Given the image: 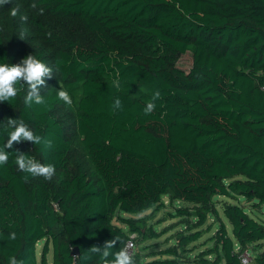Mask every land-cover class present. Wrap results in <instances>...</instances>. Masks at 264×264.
<instances>
[{
	"label": "trees",
	"instance_id": "trees-1",
	"mask_svg": "<svg viewBox=\"0 0 264 264\" xmlns=\"http://www.w3.org/2000/svg\"><path fill=\"white\" fill-rule=\"evenodd\" d=\"M41 9L77 20L87 38L45 35ZM29 54L53 70L40 89L47 105L26 106V85L0 102V147L14 130L8 119L23 120L51 147L22 141L6 149L0 264L11 256L48 264L49 253L51 264H73V248L88 257L78 264H99L91 246L157 235L122 213L140 214L164 195L185 202L178 214L196 223L146 264H247L249 244L264 240V222L251 213L264 207V0H0V63ZM155 90L161 98L145 115ZM117 97L122 109L114 111ZM17 151L54 165L52 179L19 171ZM236 195L251 209L222 198ZM210 214L220 217L213 246L185 258ZM254 261L264 264V251Z\"/></svg>",
	"mask_w": 264,
	"mask_h": 264
},
{
	"label": "clouds",
	"instance_id": "clouds-1",
	"mask_svg": "<svg viewBox=\"0 0 264 264\" xmlns=\"http://www.w3.org/2000/svg\"><path fill=\"white\" fill-rule=\"evenodd\" d=\"M7 2V0H5ZM32 8L36 5L32 4ZM41 14L43 9L40 10ZM19 12V8L12 9L11 15L15 17ZM22 20L26 21L27 16H22ZM23 35V33L21 34ZM52 68L46 63L37 59L36 56L29 54L23 58L19 63L9 64L0 63V102H9L15 98L18 93L27 86L26 96L24 98V104L31 106L33 103L36 105H47L45 98L41 95L40 89L45 87L46 80L53 77ZM19 85V87H17ZM117 88H119V82H116ZM59 99L64 101L65 104L71 106L72 98L69 93L63 89L57 91ZM161 98L159 90H155L152 96V101L147 103L143 112L145 115H150L156 108L154 101ZM113 110H121L122 102L117 97L114 99ZM8 125L14 129L8 134L6 144L0 147V165L7 164L9 162L10 154L12 152L6 151V149H12L14 144L20 142H31L33 145L44 143L46 146L51 147V141H44L43 138L34 133L27 123L23 120L8 119ZM15 164L18 166V170L30 174L33 177H42L44 180H51L55 174V167L52 164H44L39 162L34 157H29L25 153L17 151ZM25 182L27 176L23 177ZM135 233H133V236ZM9 239L15 240L16 233L11 232ZM119 242L120 247L114 251L115 246ZM134 244L131 239L124 241L119 236H115L113 239L106 240L102 246L93 245L87 252L95 254L100 257L99 264H137V260L133 255L131 249ZM73 264H78L81 259H88L87 256L81 257V255H72ZM8 264H23L22 260H18L15 256L9 257Z\"/></svg>",
	"mask_w": 264,
	"mask_h": 264
},
{
	"label": "rangeland",
	"instance_id": "rangeland-1",
	"mask_svg": "<svg viewBox=\"0 0 264 264\" xmlns=\"http://www.w3.org/2000/svg\"><path fill=\"white\" fill-rule=\"evenodd\" d=\"M37 10L35 9L34 12ZM45 25V35L59 36L65 39H77L82 42L87 38L80 22L74 19L65 18L49 13H42L40 16ZM54 39V38H52ZM178 66L183 69H188L191 65V54L189 52L181 55L178 59ZM242 178L241 176H237ZM224 200L229 202L245 205L250 207V202L245 200L241 195H236L235 198L223 196ZM186 206V203L182 200L170 199L167 195L162 196L161 204L152 205L147 210L140 214L122 213L125 217L130 218H142L145 220V228H152L156 230L157 235L147 238L145 240H138L136 253L139 256V260L142 264H146L148 260L152 258L162 257L160 252L167 246L175 245L178 242L179 234H187L190 232V228L196 223V217L193 215H179L178 208ZM251 209V208H248ZM251 213L264 222V207L261 206L257 209H252ZM219 215L228 224L225 217L222 215V211L219 209ZM220 217L214 215H208L207 220L197 229H201V235L198 240L191 242L187 245L186 249L182 252L185 258L193 260L204 250L213 246L211 240L212 234L218 227ZM125 227L124 224L118 222ZM229 227V226H228ZM138 238V237H137ZM43 242L40 241L37 244V257L40 256V251ZM248 252H245V257L249 259V264H255L254 257L264 251V240L251 243L248 246ZM207 258H211L214 254L206 255ZM163 257H166L163 255ZM47 262L51 264V255H47Z\"/></svg>",
	"mask_w": 264,
	"mask_h": 264
},
{
	"label": "built area",
	"instance_id": "built-area-1",
	"mask_svg": "<svg viewBox=\"0 0 264 264\" xmlns=\"http://www.w3.org/2000/svg\"><path fill=\"white\" fill-rule=\"evenodd\" d=\"M129 239H131L132 240V242H133V244H134V247L131 249V251H132V253H133V255L135 254V250H136V248H137V234L135 233V235L133 236V233H129V237H128V239L127 240H129ZM242 261L244 262V263H249V259H247L246 257H245V253L243 254V258H242Z\"/></svg>",
	"mask_w": 264,
	"mask_h": 264
},
{
	"label": "water",
	"instance_id": "water-1",
	"mask_svg": "<svg viewBox=\"0 0 264 264\" xmlns=\"http://www.w3.org/2000/svg\"><path fill=\"white\" fill-rule=\"evenodd\" d=\"M77 252H78L77 248H73L72 254H77Z\"/></svg>",
	"mask_w": 264,
	"mask_h": 264
}]
</instances>
